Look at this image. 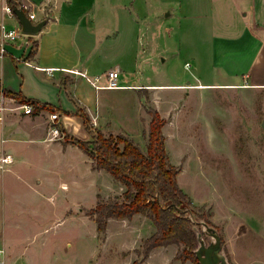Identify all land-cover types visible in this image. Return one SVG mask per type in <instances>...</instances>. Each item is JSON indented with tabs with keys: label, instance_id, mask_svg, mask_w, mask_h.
Segmentation results:
<instances>
[{
	"label": "crops",
	"instance_id": "obj_1",
	"mask_svg": "<svg viewBox=\"0 0 264 264\" xmlns=\"http://www.w3.org/2000/svg\"><path fill=\"white\" fill-rule=\"evenodd\" d=\"M24 1L36 14L37 20L33 23L45 22V25L38 33H25L6 44V53L0 56V90L51 105L54 110L25 114L17 107L27 103L8 98L0 122V152L12 153L14 161L0 171V190L8 191V186L15 182L40 190L34 184L42 183L44 177L40 174L46 172L57 175L72 172L84 177L90 174L89 182L95 193L107 182L121 183L109 176L106 169L94 168L92 158L78 144L65 141L66 133L83 140L92 138L83 118L77 114L78 109L89 115L92 125L95 123L93 129L107 134L123 133L140 142L139 135L143 137L144 123L150 117L146 111L149 94L156 96L164 90L190 85L210 90L239 88L245 95H264V0H242L236 24L229 22L218 28L207 9L211 23L202 47H198L194 27L189 26L186 48L191 51L193 58L189 62L191 67L195 66L196 74L187 84H165L145 76L154 72L151 66L158 67L159 59L168 63L170 58L182 56L175 43L171 45L167 40L170 34L164 29L165 22L158 23L161 15L165 18L174 15L175 8L167 4L168 0ZM2 4L0 0V22L21 27L17 17L12 19L2 11ZM111 69L120 71L121 84L144 88L96 90L81 75L69 72L79 70L97 76ZM262 107L264 111V98ZM55 112L60 116L64 136L51 139L48 123L50 114ZM36 159H41L42 165H37L40 170L35 168ZM102 174L106 182L100 185L98 179L102 183ZM29 175L34 177L30 179ZM81 184L86 190V179ZM60 185L68 186L65 180ZM17 202L0 204V248L3 250L0 264H35L32 252L19 248L21 240L27 239V245L31 238L45 234L62 220L45 224L46 200L20 198ZM34 223L39 224L36 230ZM54 239L52 256L58 252V259L67 258L60 242ZM49 244L45 238L43 245ZM233 257L234 264H240Z\"/></svg>",
	"mask_w": 264,
	"mask_h": 264
},
{
	"label": "rangeland",
	"instance_id": "obj_2",
	"mask_svg": "<svg viewBox=\"0 0 264 264\" xmlns=\"http://www.w3.org/2000/svg\"><path fill=\"white\" fill-rule=\"evenodd\" d=\"M242 3V0H168L167 4L175 8L174 15L167 18L161 15L158 23L165 22L164 29L170 34L167 40L171 45L175 43L182 56L170 58L168 63L157 59L158 67L151 66L156 74L150 71L145 76L165 84L193 81L196 68L191 67L189 58L193 57L186 48L189 26L194 27L198 47H202L211 23L207 9L218 28L229 22L236 24ZM183 86L186 87L147 95L146 111L148 115L149 109H156L166 120L164 133L170 160L180 167L178 182L193 200L195 213L191 216L196 249L216 243L221 235L224 241L217 258L229 264H234L233 256L240 264H264V95H245L239 88L210 90ZM149 116L144 123L145 131L152 118ZM139 137L138 143L146 149L147 136ZM35 162V168L40 170L37 165H42L41 159ZM40 175L44 181L34 184L40 190L16 182L8 186V191L0 190L2 205L18 204L20 198L46 200L45 224L62 220L45 234L31 238L27 245V239L21 240L19 248L32 252L35 264H133L135 260L140 261L138 264H195L192 259L178 256L183 247L179 243L157 246L143 258L144 240L156 231V225L146 214L137 213L130 219L113 217L103 234L98 231L88 211L96 205L99 194L105 200L121 195L126 189L122 183H105L102 174V183L98 181L105 184L95 193L89 182L90 174ZM29 177L32 179L34 175ZM84 179L86 190L80 185ZM63 180L68 186L60 185ZM206 220L212 224H205ZM33 226L36 230L39 224ZM45 238L49 246L43 245ZM54 238L62 245L63 253L68 254L67 258L58 259V252L52 256Z\"/></svg>",
	"mask_w": 264,
	"mask_h": 264
},
{
	"label": "trees",
	"instance_id": "obj_3",
	"mask_svg": "<svg viewBox=\"0 0 264 264\" xmlns=\"http://www.w3.org/2000/svg\"><path fill=\"white\" fill-rule=\"evenodd\" d=\"M9 3L15 8L11 1ZM2 92L21 103L33 105L34 111L54 110L51 105L23 98L18 93ZM148 111L152 118L147 131L144 130L148 139L144 149L123 133L107 134L101 129L94 130L89 115L78 109L77 114L83 118L92 138L83 140L66 133L65 141L78 144L90 155L94 168L106 169L126 187L121 195L109 200L99 194L96 205L88 214L96 221L102 234L112 217L130 219L137 213L146 214L156 225V231L144 240L143 258L157 246L179 243L183 245L179 257L202 264L196 253L194 220L191 217L195 213L193 200L178 182L180 167L170 160L164 133L166 120L156 109ZM206 222L212 224L210 220ZM221 240L224 241L223 236ZM139 262L135 260L133 264Z\"/></svg>",
	"mask_w": 264,
	"mask_h": 264
},
{
	"label": "built area",
	"instance_id": "obj_4",
	"mask_svg": "<svg viewBox=\"0 0 264 264\" xmlns=\"http://www.w3.org/2000/svg\"><path fill=\"white\" fill-rule=\"evenodd\" d=\"M9 1L15 5V8H12ZM14 9L22 10L26 17L29 18L32 22L37 20L36 14L32 12L31 5L26 3L24 0H3L2 11L7 14L12 19L16 17ZM25 34L21 27H9L4 21L0 22V56H3L6 53L5 46L9 42H13L18 39L21 35ZM69 72L81 75L88 82H90L96 90L102 89H143L142 85H123L120 83V71L118 69H111L104 73L103 75L90 76L86 72L79 70H69ZM9 97H7L0 90V122L3 120V113L7 109L6 102ZM17 108L21 109L25 114H31L34 111L33 105L31 104H21ZM48 132L50 138H58L62 136V128L60 126V116L57 112L51 113L48 123ZM14 161V156L10 152H0V171L7 169L10 164ZM0 248V253L2 252Z\"/></svg>",
	"mask_w": 264,
	"mask_h": 264
},
{
	"label": "water",
	"instance_id": "obj_5",
	"mask_svg": "<svg viewBox=\"0 0 264 264\" xmlns=\"http://www.w3.org/2000/svg\"><path fill=\"white\" fill-rule=\"evenodd\" d=\"M14 13L18 19L19 24L21 25L22 31L26 34L38 33L45 25V22H39L37 24L33 23L20 9H14ZM205 224L209 225L207 222H205ZM221 241L222 240L220 235L216 243L196 249V253L200 258L202 264H229L224 259L220 260L216 257V253L221 246Z\"/></svg>",
	"mask_w": 264,
	"mask_h": 264
}]
</instances>
